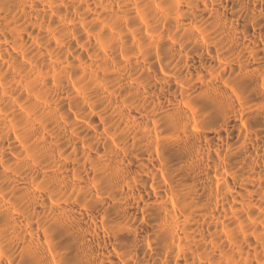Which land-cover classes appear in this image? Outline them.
I'll return each instance as SVG.
<instances>
[{
  "label": "bare ground",
  "instance_id": "1",
  "mask_svg": "<svg viewBox=\"0 0 264 264\" xmlns=\"http://www.w3.org/2000/svg\"><path fill=\"white\" fill-rule=\"evenodd\" d=\"M0 264H264V0H0Z\"/></svg>",
  "mask_w": 264,
  "mask_h": 264
}]
</instances>
